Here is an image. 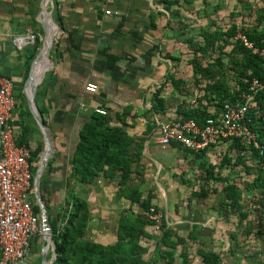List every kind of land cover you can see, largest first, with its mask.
<instances>
[{
  "label": "trees",
  "instance_id": "obj_1",
  "mask_svg": "<svg viewBox=\"0 0 264 264\" xmlns=\"http://www.w3.org/2000/svg\"><path fill=\"white\" fill-rule=\"evenodd\" d=\"M197 0H156L163 8L170 13V18L166 22L172 30L178 31V38L184 39L187 32L184 23L183 8L185 5L193 4ZM164 12H159L163 14ZM157 16V15H156ZM55 18L60 17L55 14ZM259 22H263L264 14H260ZM153 18V27H157ZM188 26V25H187ZM214 27V28H213ZM248 38L256 45L262 46L264 40V26L259 25L250 28H241ZM240 29L238 25L232 23L229 27L222 28L215 21L207 26L200 27L197 34L183 41L192 51L193 56L189 62L192 65L194 85L199 88L196 92H191L193 98L188 102L185 99L175 98V92L184 94L188 92L186 81L176 75L175 71L169 70L166 80L152 91V110L159 115L170 113L169 108L176 107V116L170 118L194 119L203 125L206 119L217 114L226 101L234 102L239 94L246 90L253 78H258L264 83V58L255 54L246 47L242 39L237 38ZM197 36L201 39L197 41ZM42 45L41 39H37L34 44L24 48L26 57L25 63L28 69L25 71L21 86L29 74V67L35 59ZM172 60L180 61L181 56L167 54ZM207 61V65H197L202 61ZM226 60V61H225ZM230 70L231 78L228 77ZM4 74V73H3ZM232 79L235 84L231 85ZM170 82L174 91L171 94H164V87ZM41 83L37 88L36 102L47 125L51 124L46 118V107L43 104V89ZM183 86V87H182ZM21 92L23 98L25 94ZM105 105V104H104ZM16 106L21 109L22 134L17 137L20 144H26L31 149V161L33 162V174L35 176L40 153L44 144L40 143L36 147L30 145V135L33 128L38 125L36 121H29L33 117L26 105L16 101ZM23 106L26 110L22 111ZM108 110L106 115L91 112L90 118L84 123L79 131V137L71 159V166L68 177L63 188L67 193L62 199V203L54 208L49 199L48 188L45 184L50 181L53 173V166L57 153L51 157L46 166V170L41 178L40 190L43 196L47 212L48 221L51 228L53 245L56 258L52 264H174L176 252L178 253L180 264H193L190 255L186 250L188 246L187 237L175 231L173 226L168 224L169 219L164 214L163 223L160 227V234L151 233L148 228L154 227L155 222L144 215V211L155 206L160 210L154 201L156 195L154 190L142 189L144 181L143 169L145 140L148 133L156 126L148 124L147 130L142 138H138L129 133L130 124L127 117L131 114L132 107L127 106L119 111H112L110 106H104ZM251 119V127L258 134V140L263 148L257 149L254 146H245L240 139L229 138L219 142L217 145L198 152L192 151L182 144L173 143L171 147L182 150L186 156H194L195 160L200 159L199 167L203 170L206 182L210 180L223 182L225 195L221 201L220 212H225L227 207H231L233 218L241 225L249 217L250 209L243 210V190L232 183L228 177H223L219 169L235 168L243 165L246 172L250 174L256 172L254 178L255 186H264V89L257 94L253 106L248 113ZM138 114L132 115L136 118ZM34 119V118H32ZM165 121V120H164ZM34 124V125H33ZM158 128V124H157ZM52 134V130H51ZM53 136L55 137L54 133ZM225 148V155L220 165L213 164L206 158V154L215 147ZM148 153V149H147ZM103 183L117 184V190L121 197L130 201L131 206L123 209L117 218L116 236L113 242L104 243L93 239L90 234V223L97 215L93 214L91 204L87 194L91 186H102ZM78 187L82 189H77ZM249 187L247 190H251ZM215 190V189H212ZM62 191V190H61ZM66 191V190H65ZM210 189L201 186L198 191H192L189 200L196 198H206L210 194ZM83 193V194H81ZM34 209L40 215L41 208L34 196ZM137 205L138 210L134 209ZM178 204L176 203V207ZM260 211L259 228L257 234L263 235L264 223V203ZM177 210V209H176ZM175 210V211H176ZM259 210V209H258ZM223 217L228 220L229 215L223 213ZM198 220L193 222V229L190 232L192 239H198ZM255 227L244 230L247 233L254 232ZM230 238L239 245V238L236 233H231ZM145 239H155V248L158 256L147 257L149 248L144 244ZM235 252V250H233ZM197 253L200 257V264H224L221 254L213 248L205 246L199 247ZM263 254V255H262ZM257 255V254H256ZM259 264H264V251ZM51 254L48 255V259ZM40 260L35 264H41Z\"/></svg>",
  "mask_w": 264,
  "mask_h": 264
},
{
  "label": "crops",
  "instance_id": "obj_2",
  "mask_svg": "<svg viewBox=\"0 0 264 264\" xmlns=\"http://www.w3.org/2000/svg\"><path fill=\"white\" fill-rule=\"evenodd\" d=\"M43 1L0 0V71L11 77L17 88L21 85L26 69V63L22 65L26 59L24 48L27 46L20 48L15 38L25 36L29 28L36 32L32 24L39 25L45 32L43 39L49 47L57 38L52 59L48 52L47 66L34 77L45 46L41 48L27 86L31 96L32 85L39 83L44 71L50 67L42 81V89L46 118L51 124L48 126L55 135L52 137L56 150L52 153H57L51 183L59 182L63 188L79 131L98 106H110L113 112L132 107L127 117L129 133L138 138L144 136L148 124L155 123L156 126L146 136L142 162L170 166L173 153L182 150L162 147L156 142V133L159 122L177 115L176 107L169 108L170 113L166 115L156 114L151 108L152 91L166 80L165 75L173 66L168 52L181 56L179 50H174L178 48L175 46L179 43L178 31L166 26L170 13L156 0H46L45 9L50 11L53 22L42 9ZM55 14L60 20L55 18ZM154 17L157 27L152 26ZM36 33L40 38V33ZM88 82L98 85L96 92L86 90ZM185 86L194 91L191 84ZM22 91L27 96L24 85ZM21 103H24V98ZM26 106L31 111L29 103ZM20 113L21 109L16 106L14 125L18 137L22 134ZM134 114L138 116L133 118ZM33 117H29V121L33 122ZM150 144L159 145L162 149L150 151ZM208 155L210 152L206 157ZM110 188L111 185L103 184L97 188L94 185L90 187L87 197L93 193L98 200V215H118L120 208L131 206L118 190L111 192ZM135 206L134 209L138 210Z\"/></svg>",
  "mask_w": 264,
  "mask_h": 264
},
{
  "label": "rangeland",
  "instance_id": "obj_3",
  "mask_svg": "<svg viewBox=\"0 0 264 264\" xmlns=\"http://www.w3.org/2000/svg\"><path fill=\"white\" fill-rule=\"evenodd\" d=\"M182 10L185 18L183 21L185 24L187 23L185 25L187 32L184 37H182L184 39L197 34L200 27L209 25L211 21H215L216 24L222 28L229 27L232 23H235L238 25L240 31H242L241 28L247 29L256 25L261 27L264 26V19L262 23L259 22L260 14H264V0H197L193 4L185 5ZM32 27L36 30V32L38 31L40 33V38L39 35L38 38H42L41 42L43 44L45 32L40 30L39 25L34 26L32 24ZM55 37H58V34L55 35ZM184 39L178 38L179 43L175 45L178 48L174 49L175 51L179 50L181 53V60H171L173 62V66L170 70L175 71V68L177 67L178 69L175 71L176 75L188 82L186 84L194 86L195 88L193 92H196L199 88L194 85L192 65L189 62L193 53L183 41ZM200 39L201 38L197 36V41H200ZM56 40L57 38L53 41L49 54L51 58L54 52ZM41 48L42 45L40 49ZM207 62L208 60H204L197 65L199 67L200 65L204 66L207 65ZM24 64L25 62L22 63V65ZM27 69L28 67H26L25 71ZM228 72V77L231 78L230 70H228ZM229 82L231 85L235 84L232 79H230ZM37 86H39V84ZM20 92L21 85H19L18 88L15 86V96L17 101L23 102V96ZM171 93L172 84L168 82V84L164 87V94L170 95ZM27 97L28 95L26 96L25 94L23 103L25 105L26 103L27 105L29 103ZM193 97L194 96H192L191 91L184 94H181L178 91L175 92V98H177L178 101L179 99H185L184 101L188 102ZM26 109V107L22 108V110ZM33 120L36 121V119ZM52 136L53 135L51 134V140L53 141L52 152H54V150H56V146L54 145L55 139ZM29 142L32 147H36L38 144L43 143V150L45 149V136L39 126L38 128L37 126L33 128ZM149 149L150 151L158 152L162 149V147L150 144ZM181 152L175 151L173 153V158L171 159L173 161L170 166L167 164L163 165L161 163H159L158 166L156 164L152 165L143 163L145 167L143 169L144 181H142V189L144 191L148 189L154 190L156 195L154 201L159 206L161 211L167 213V215H165L169 219L168 224L173 226L175 231L179 234L187 237L188 246L186 247V250L188 251L193 264H200L201 261L197 250L202 246L213 248L219 252L223 258L224 264H259L263 255H260V252L264 251V233L263 235H260L256 232L259 228V221H261L260 211H262V203H264V186H255L254 178L257 175L256 172L252 171L248 174L243 165L236 166L233 169H219L222 172L221 175L223 177H228L232 183L238 185L243 190V210H251L249 217L245 219L241 225H238L233 218L235 214L232 213L233 209L231 207H227L225 212L222 211V214L220 212L221 201L225 195V192L223 191V182L214 180L206 182L207 180L203 177L205 173L199 167L200 159L195 160L194 156H186L183 151ZM209 152L210 155L206 158L208 160L210 158L211 163L220 165L222 158L226 153L225 148L218 146ZM41 154L42 152L40 153L39 160ZM52 155L53 153L49 155L48 160ZM178 155L180 156L179 159ZM39 160L36 161L38 167ZM46 183L47 184L45 185L48 188V192L50 191V193H48L49 199L52 206H54L51 212L55 214L57 212L56 208L60 205V203H62V199L69 188L65 189L60 187L61 183L59 185V182L51 183V181H48ZM103 185H111V192H116L118 189L117 184L115 183H103ZM203 185L210 189V194L206 198H196L192 201L189 200L188 197L191 192L198 191ZM248 186H252L253 188L251 190H247ZM97 187L99 186H96V188ZM77 189L82 188L78 187ZM92 189L95 190V187H92ZM89 195L88 199L91 203L92 211H96L93 212V214L97 215L90 223V236L93 239L104 243L113 242L116 236L117 218L119 217L120 212L123 209H126V207L120 208L118 215H98V200L94 198L93 193ZM34 196L36 198V202L40 206L35 192L33 198ZM91 196L93 197L91 198ZM176 203L178 204L177 207ZM135 208L138 209L137 206H135ZM223 213L225 215H229L228 220L223 217ZM195 220H198L200 223L198 228V239L196 240L189 238L190 232L193 229V222ZM262 222L264 223V218H262ZM251 226L255 227L254 232L247 233L244 231L248 230ZM148 230L155 235H158L161 232V230H157L155 227L148 228ZM231 233H236L238 235L239 245H237L235 240L230 238ZM43 239L44 235H41L36 239L32 245L29 255L21 262V264H35L40 260V258L42 259ZM143 242L149 248L147 257H151L153 255L158 256V250L155 248V239H145ZM52 247L53 244H51L47 252L48 255L51 254V256L53 253ZM180 250H183V248H179L177 250V259L174 264H180V260L178 259V253ZM233 250H235V252H233ZM45 264H48V262Z\"/></svg>",
  "mask_w": 264,
  "mask_h": 264
},
{
  "label": "built area",
  "instance_id": "obj_4",
  "mask_svg": "<svg viewBox=\"0 0 264 264\" xmlns=\"http://www.w3.org/2000/svg\"><path fill=\"white\" fill-rule=\"evenodd\" d=\"M106 13L111 14V11L106 10ZM37 37L38 34L29 28L25 36L15 38V43L22 48L34 44ZM237 38L242 39L253 53L264 58V40L262 46L256 45L243 31L238 33ZM97 89L96 83L88 82L86 85L87 91L96 92ZM263 89L264 83L253 78L236 101H226L221 110L208 117L203 125L194 119L170 118L159 122L156 142L162 147L179 143L198 152L225 139L237 138L245 146H254L263 152L248 115L257 94ZM15 110V81L0 71V264H21L36 239L48 232L42 215L34 209L33 195L36 190L31 149L17 141ZM94 111L104 115L108 113L103 106L96 107ZM164 214L155 206L144 211V215L155 222L157 230H160Z\"/></svg>",
  "mask_w": 264,
  "mask_h": 264
},
{
  "label": "water",
  "instance_id": "obj_5",
  "mask_svg": "<svg viewBox=\"0 0 264 264\" xmlns=\"http://www.w3.org/2000/svg\"><path fill=\"white\" fill-rule=\"evenodd\" d=\"M45 1L46 0L43 1L42 9L45 11V14L46 13L49 14V16L53 20V17L51 15L50 11H47L45 9ZM53 22H54V20H53ZM42 24L44 25V27L46 29V24H45L44 21H42ZM44 46H45V40L43 41V44H42V47H44ZM51 48H52V46L48 47V51L47 52L50 53ZM40 52H41V49L37 53L35 59L32 61L30 72H29V76H28V79L26 80L25 87H26V93L28 95L29 105H30V109L32 111V114L34 115L38 126L41 128V130H42V132H43V134L45 136V149L42 151V154H41V157H40V160H39V167H38V169L36 171V174H35V177H34V185H35V190H36L35 193H36V196H37V198L39 200L40 207H41L42 222H43V225H44L45 229L48 231L47 234H46L48 236L45 235L44 239L42 241V260H41V264H45L46 262H48V264H52L53 261L56 258V252H55L54 245H53V247H52V252H53L52 256L48 259V253L47 252H48V249L50 248L51 244H53V239H52V233H51L50 224H49V221H48V212H47L46 202H45L43 196L41 195L40 183H41V177H42V175H43V173L45 171V167L47 165L48 157L53 151V141L51 140V133H50L49 126L43 120L42 114H41V112L39 110V106H38V104L36 102V98H35L36 97V92H37V87H38L37 85L40 84L43 81L45 73H46V71L49 70V68L44 71L40 82L37 83V84H33L32 85L31 90H30L31 91V96H29L28 91H27V86H28L29 80L32 78L33 68H34L35 63L37 62V60H38V58L40 56Z\"/></svg>",
  "mask_w": 264,
  "mask_h": 264
},
{
  "label": "bare ground",
  "instance_id": "obj_6",
  "mask_svg": "<svg viewBox=\"0 0 264 264\" xmlns=\"http://www.w3.org/2000/svg\"><path fill=\"white\" fill-rule=\"evenodd\" d=\"M48 47H49V43H46L45 44V47H44V52L41 54V58L39 59V61H38V65L36 66V72H35V75H34V77H36L37 76V74L40 72V71H42V67H45V66H47L46 65V63H47V54H48ZM46 236H48V235H46Z\"/></svg>",
  "mask_w": 264,
  "mask_h": 264
}]
</instances>
